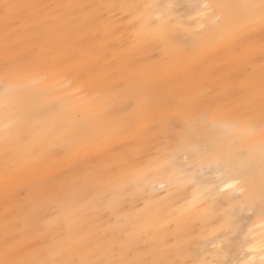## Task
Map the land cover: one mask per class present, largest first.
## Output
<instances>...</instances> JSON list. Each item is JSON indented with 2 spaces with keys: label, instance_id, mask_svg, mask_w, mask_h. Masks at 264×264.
<instances>
[{
  "label": "bare ground",
  "instance_id": "bare-ground-1",
  "mask_svg": "<svg viewBox=\"0 0 264 264\" xmlns=\"http://www.w3.org/2000/svg\"><path fill=\"white\" fill-rule=\"evenodd\" d=\"M197 1L178 15L173 0H55L49 8H44L49 0H23L21 11L12 0H0L1 9L10 8L0 14V81L11 84L0 87V96L15 98L11 106L0 105L8 115H0V188L6 191L0 203V264H179L180 249L189 240L206 244L219 223L229 221L226 215L186 210L202 185L193 176L183 175V184L168 186L156 201L140 197L137 178L156 176L158 170L163 177L183 172L170 167L163 142H149L140 130L133 140L116 136L125 124L138 128L139 115L125 114L124 97L140 104L141 114L159 119L156 128L168 127L169 116L179 127L172 134L216 155L222 164L220 188L246 187L258 226L240 241L246 248L241 259L264 264V0ZM211 9V15H220L219 23L206 16ZM192 24H207L208 30L194 43ZM252 25L258 30L247 32ZM186 52L190 64L182 59ZM248 64L255 66L247 74L243 65ZM200 73L212 82L221 83L219 75L231 81L224 99L230 108L206 120L202 106H189L188 115L174 118L168 102H189ZM83 83L90 94L81 89ZM144 84L151 89L139 98ZM82 137L91 152L83 164L108 162L111 156L112 184L127 193L132 213L149 208L174 221L167 227L168 243L149 245L151 256L124 262L120 255L112 262L98 256L111 247L121 251L131 232L115 219L102 221L106 212L97 201L102 191L111 193L110 186L87 178L71 189L52 186L46 196L34 192L20 206L10 194L28 173L42 182L43 166L53 154L76 153ZM93 191L99 194L91 196ZM82 203L86 218L52 221L62 209ZM200 231L208 235L200 237Z\"/></svg>",
  "mask_w": 264,
  "mask_h": 264
},
{
  "label": "rangeland",
  "instance_id": "rangeland-1",
  "mask_svg": "<svg viewBox=\"0 0 264 264\" xmlns=\"http://www.w3.org/2000/svg\"><path fill=\"white\" fill-rule=\"evenodd\" d=\"M30 3L34 0H28ZM46 3L44 8L53 6V1ZM173 6L175 12L179 15L183 13V10L189 8L193 4H197L198 1L192 0H173ZM14 7L20 11L23 7V0H12ZM33 6L36 4H32ZM9 6V5H8ZM135 10L139 9V6L134 7ZM9 7L5 10L0 8V14L8 12ZM213 10H207V17L211 15ZM212 19L219 23L220 15H211ZM34 18V16H32ZM157 20L155 18L150 19V23L156 25ZM116 20H114V23ZM10 20L5 21L6 25H10ZM4 25V26H6ZM191 41L196 42V37L206 34L207 24L202 26L191 25ZM247 32L255 33L258 30L256 25H252L245 29ZM259 40V39H258ZM260 44L264 45V35L260 40ZM183 61L187 64L192 62V57L188 52L184 53L182 57ZM255 65H243L245 73H251L250 71ZM200 73L201 79L196 86V95L189 98V102H183L182 100H171L168 102V107L172 109V115L176 118L178 115H188L189 106H202L204 108L203 117L206 120H212V117L216 113L225 114L226 110L230 108L229 101L224 102L227 97L228 88L231 86V81H227L225 77L220 76L218 79L221 83L212 82L209 80L207 74ZM43 80V78H42ZM10 86V82L7 78L0 81V87ZM144 84L139 98L146 94L151 87ZM88 85L83 83L81 85L82 90L87 92ZM159 90H163L164 93L168 92V88L161 85ZM174 91V89H173ZM138 96V95H137ZM207 97V98H206ZM125 98V114L133 113L137 111L138 128L135 131L129 124H125L121 127V130L116 132L118 138L125 137L129 140L135 139L133 135L136 131L140 130L146 136L149 142H163L166 146V159L170 163V167L180 169L183 173L176 177L169 175L163 177L161 171L158 170L156 176L145 175L139 177L137 181V192L140 193V197L149 195L155 201L165 196L166 188L172 184L181 185L184 183L183 175L193 176V182L201 181L202 185L200 191L197 192L196 197L190 200L189 207L186 210H195L201 214L206 212H212L215 216L226 215L229 221H222L219 223V227L214 229V236L206 244H194L192 240L180 249V263L179 264H249L246 259H241L246 253L244 245L241 246V240L245 237L251 236L258 226L255 222L256 206L254 201L246 196V187L242 191L230 190L226 191L218 186V181L222 177V164L221 160L216 156L209 153L208 148L202 143H188L177 135L172 134L174 130L179 129L178 125L173 122V118L169 116L166 118L168 127L156 128L158 120L151 118L150 115H143L139 112L141 105L136 104L134 99L130 97ZM137 98V97H136ZM138 99V98H137ZM215 99V100H214ZM15 98L12 95H1L0 105L6 107L11 106ZM224 112V113H223ZM2 117L8 118L6 112H0ZM79 116V113H76ZM209 117V118H208ZM160 122V121H159ZM261 127L264 126V121H261ZM168 131V136L165 137L163 133ZM161 133L163 135H161ZM121 135V136H120ZM117 138V139H118ZM103 140V139H102ZM102 140L97 142L101 143ZM80 143L79 150L76 153H68L64 156L53 154L54 158L48 161L42 169V182L33 180L31 173L26 175L25 179H22L20 184H14V189L10 194L17 200V205L20 206L25 200H30L34 192L37 194L46 193L52 186L63 187L71 189L74 185H78L85 181L87 178H91L97 185L110 186L112 188L111 193L107 196L105 191H102L98 197L97 203L105 210L106 214L103 216L102 221L107 222L110 219L115 221L123 228L131 229L130 237L123 243L122 250L119 251L115 247H111L104 252H99L98 256L103 259L112 260L116 256L120 255L121 261L124 259H136L139 255H152V251L149 248L150 244L163 245L170 241L168 237V228L174 226V221L167 219L159 210L145 209L141 214L132 213L128 207V196L120 186H115L111 181L112 174V162L113 160L109 156L108 162L105 161H93L87 164L84 161L88 158L90 148L85 138L78 139ZM118 147H122V143L118 144ZM124 154V153H123ZM107 164V165H106ZM224 172V169H223ZM70 178V179H69ZM242 182V179H239ZM96 190V189H95ZM46 191V192H44ZM99 194L98 191H93L91 196ZM6 195L5 188H0V203L1 199ZM44 196H46L44 194ZM69 204V203H68ZM70 205V204H69ZM2 205L0 204V212ZM88 211L84 203L77 205L70 210H61L56 214L53 222L62 221L67 224L81 218H86ZM168 227V228H167ZM205 230V229H203ZM208 231H200V237H206ZM213 238V239H212ZM104 245V244H101ZM101 253V254H100ZM166 257V256H164ZM154 264H162L155 262Z\"/></svg>",
  "mask_w": 264,
  "mask_h": 264
},
{
  "label": "snow or ice",
  "instance_id": "snow-or-ice-1",
  "mask_svg": "<svg viewBox=\"0 0 264 264\" xmlns=\"http://www.w3.org/2000/svg\"><path fill=\"white\" fill-rule=\"evenodd\" d=\"M6 8L9 7L8 5L5 6Z\"/></svg>",
  "mask_w": 264,
  "mask_h": 264
}]
</instances>
